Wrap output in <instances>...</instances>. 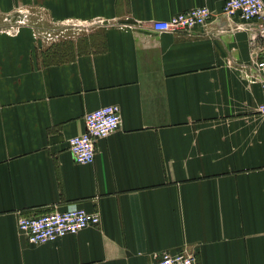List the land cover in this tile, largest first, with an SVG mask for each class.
I'll list each match as a JSON object with an SVG mask.
<instances>
[{
  "label": "crops",
  "instance_id": "crops-1",
  "mask_svg": "<svg viewBox=\"0 0 264 264\" xmlns=\"http://www.w3.org/2000/svg\"><path fill=\"white\" fill-rule=\"evenodd\" d=\"M225 1L0 0V264H264V37L238 16L153 28ZM106 105L121 126L79 164L68 141ZM69 208L101 222L40 245L18 228Z\"/></svg>",
  "mask_w": 264,
  "mask_h": 264
},
{
  "label": "built area",
  "instance_id": "built-area-1",
  "mask_svg": "<svg viewBox=\"0 0 264 264\" xmlns=\"http://www.w3.org/2000/svg\"><path fill=\"white\" fill-rule=\"evenodd\" d=\"M235 16L246 22H256L260 35L264 37V0H226L220 11L207 6L191 8L169 20L154 22L153 28L158 31L190 33L216 19L230 21ZM21 23H24V19L19 18L16 23L11 24L13 26L10 29L14 30V25ZM255 67L264 84V56L256 61ZM260 109L264 112V105ZM84 120L85 131L69 139V149L77 163L91 164L96 158L97 141L120 128L121 109L118 105H106L87 113ZM100 222L98 213H90L83 208H69L35 216H21L18 228L30 244L40 245L55 242L67 235H75L87 227L98 226ZM153 264H199V259L196 253L189 250L164 252L156 257Z\"/></svg>",
  "mask_w": 264,
  "mask_h": 264
},
{
  "label": "rangeland",
  "instance_id": "rangeland-1",
  "mask_svg": "<svg viewBox=\"0 0 264 264\" xmlns=\"http://www.w3.org/2000/svg\"><path fill=\"white\" fill-rule=\"evenodd\" d=\"M40 25L42 26V30H40V34L41 35L44 34L45 36H47L49 38L51 36H48V34L47 35L45 34V32H47V30H48V32L51 33V35H52V33H55V35H56V33H59L62 30V29L60 30V27L57 24H54V23L52 24L49 21L45 22L44 24H40ZM69 25H73V23H70ZM77 26L78 25H75V27H77ZM54 30H56V31H54ZM71 32L73 33V32H76V31H71ZM44 35H43V37H44Z\"/></svg>",
  "mask_w": 264,
  "mask_h": 264
}]
</instances>
